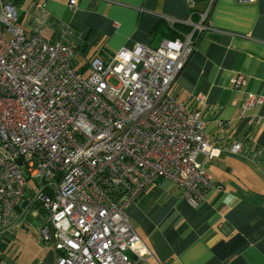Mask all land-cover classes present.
I'll return each instance as SVG.
<instances>
[{"label":"built area","instance_id":"2783aa9c","mask_svg":"<svg viewBox=\"0 0 264 264\" xmlns=\"http://www.w3.org/2000/svg\"><path fill=\"white\" fill-rule=\"evenodd\" d=\"M212 3L191 32L94 56L82 76L70 24L50 26L44 16L20 27L17 9L0 0V234L32 214L55 264H148L129 207L160 178L191 206L216 186L197 160L213 155L204 121L170 90L209 28ZM46 24L51 40L41 34ZM262 101L248 94L243 108ZM230 150L264 157L242 140ZM0 264H9L1 253Z\"/></svg>","mask_w":264,"mask_h":264},{"label":"crops","instance_id":"0c3cea01","mask_svg":"<svg viewBox=\"0 0 264 264\" xmlns=\"http://www.w3.org/2000/svg\"><path fill=\"white\" fill-rule=\"evenodd\" d=\"M25 5L22 19L68 23L81 41L89 39L92 56L101 57L136 43L156 47L167 37L152 33L161 18L189 17L187 0H77L75 12L69 0ZM211 6L209 28L170 90L204 121L213 155L197 160L205 161L216 186L191 206L181 187L160 178L129 207V221L152 253L148 264H264V157L230 150L239 140L250 142L252 152L264 149V0H213ZM44 28L46 37L53 35ZM248 94L262 103L243 108ZM44 245L35 264H55L52 246Z\"/></svg>","mask_w":264,"mask_h":264},{"label":"rangeland","instance_id":"374dc122","mask_svg":"<svg viewBox=\"0 0 264 264\" xmlns=\"http://www.w3.org/2000/svg\"><path fill=\"white\" fill-rule=\"evenodd\" d=\"M24 19H18L17 25L25 28L26 24ZM48 33L46 28H43L41 34L43 37ZM93 50L89 49L87 53L82 54L78 53L76 55V62L78 64L77 70L82 74V76H86L90 73L89 69V59L92 57ZM85 68V69H84ZM113 81V79H111ZM23 174L27 178V185L35 187L37 184V180L32 177H29L28 172L23 169ZM39 223V218L36 216L29 214L22 221H20L16 226H25L19 228H13L4 231L0 234V253L2 257L9 264H35L37 260L35 257L44 252L43 242L37 241L35 237L31 236V232L35 231L27 226H37ZM38 231V230H37ZM35 231L37 234L38 232ZM50 246V244H49Z\"/></svg>","mask_w":264,"mask_h":264},{"label":"trees","instance_id":"16d2710c","mask_svg":"<svg viewBox=\"0 0 264 264\" xmlns=\"http://www.w3.org/2000/svg\"><path fill=\"white\" fill-rule=\"evenodd\" d=\"M5 1L11 3V5H13L17 9L18 18H19V20L22 19L23 18V13H25V8H26L25 3H26L27 0H5ZM207 1L208 0H193V5H190V4L188 5L189 17H188V19L187 18L185 19L186 20L185 22H183V21H174L173 22L172 21L171 23L170 22L167 23V21L165 19L161 18L162 20L155 27V29L152 31V33L159 34V35L163 34V35L167 36L165 38L173 39V38H176V37H181L182 35L191 32V30H192L191 23L198 22V20L200 18V14L199 13L204 11V9L203 10H199L198 7H197V4L199 2H207ZM208 17H209V15H208ZM48 22H49L50 26H56L58 24V22L57 23L55 21L52 22V20L48 21ZM44 37L46 39L51 40V39H53L55 37V35L53 33V35L50 36V37H46V36H44ZM72 39H73V42L75 44V55L78 54V53H82V54L87 53V51L89 49L88 48L89 47V39H87L85 41H81L78 38V33L76 31H74ZM75 55H74V57H75ZM94 56L95 55H93L92 57H94ZM74 57L72 58V63L77 68L78 64L76 62V59H74ZM92 57H90V59ZM103 57H108V56H103Z\"/></svg>","mask_w":264,"mask_h":264}]
</instances>
